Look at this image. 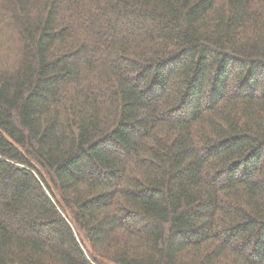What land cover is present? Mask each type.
<instances>
[{"label":"trees","instance_id":"16d2710c","mask_svg":"<svg viewBox=\"0 0 264 264\" xmlns=\"http://www.w3.org/2000/svg\"><path fill=\"white\" fill-rule=\"evenodd\" d=\"M0 264H264V0H0Z\"/></svg>","mask_w":264,"mask_h":264}]
</instances>
